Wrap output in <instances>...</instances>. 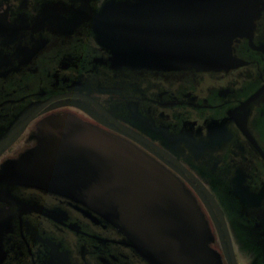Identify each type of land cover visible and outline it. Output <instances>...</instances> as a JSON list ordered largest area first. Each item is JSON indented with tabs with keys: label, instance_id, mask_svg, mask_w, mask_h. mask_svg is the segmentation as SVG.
<instances>
[{
	"label": "flooded vegetation",
	"instance_id": "af4514ba",
	"mask_svg": "<svg viewBox=\"0 0 264 264\" xmlns=\"http://www.w3.org/2000/svg\"><path fill=\"white\" fill-rule=\"evenodd\" d=\"M147 1L0 0V264H264V0L222 3L213 22L233 33L232 65L218 71L126 64L111 29ZM59 118L172 180L148 197L162 205L152 219L186 234L162 220L199 216L197 262L163 260L150 223L17 184L16 166Z\"/></svg>",
	"mask_w": 264,
	"mask_h": 264
},
{
	"label": "water",
	"instance_id": "95a60500",
	"mask_svg": "<svg viewBox=\"0 0 264 264\" xmlns=\"http://www.w3.org/2000/svg\"><path fill=\"white\" fill-rule=\"evenodd\" d=\"M223 2L187 0L177 6L171 0H148L142 8L131 10L124 25L114 26L111 34L118 46L125 48L126 64L139 69L192 67L218 71L230 68L228 47L233 33L228 29L222 31L221 26L216 31L213 22L218 13L220 17L225 15L223 10L227 7L222 6ZM178 16L181 20L175 21ZM183 16L189 17L187 27ZM168 25L175 27L174 36L170 35ZM182 29H185L186 40L182 38ZM218 34L219 37H212ZM13 177L17 184L65 196L120 219L130 216L139 223L140 229L143 223L152 224L154 240L162 244L159 254L163 260L191 263L202 257V228L194 212L187 213L191 220H162L171 228L185 225L186 234L177 230L167 232L157 219H152V213L156 214L162 205L148 197L159 188L174 191L172 180L160 175L126 146L97 136L76 121L68 118L49 121L41 131L40 144L16 166ZM153 180L160 184L154 186ZM175 196L181 200L180 204L171 206H178L182 215L187 198L179 191Z\"/></svg>",
	"mask_w": 264,
	"mask_h": 264
}]
</instances>
